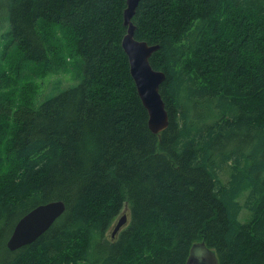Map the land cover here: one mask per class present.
<instances>
[{
	"label": "trees",
	"instance_id": "1",
	"mask_svg": "<svg viewBox=\"0 0 264 264\" xmlns=\"http://www.w3.org/2000/svg\"><path fill=\"white\" fill-rule=\"evenodd\" d=\"M126 8L0 0V63L20 58L0 67V264H187L201 242L218 264H264V0L140 1L135 39L160 46L150 63L166 74L158 135L122 47ZM50 23L76 47L79 83L17 103L25 63L65 68ZM54 201L65 213L10 251L19 220Z\"/></svg>",
	"mask_w": 264,
	"mask_h": 264
},
{
	"label": "water",
	"instance_id": "2",
	"mask_svg": "<svg viewBox=\"0 0 264 264\" xmlns=\"http://www.w3.org/2000/svg\"><path fill=\"white\" fill-rule=\"evenodd\" d=\"M141 0H127L124 12V26L127 34L122 41V47L128 56L130 73L135 82L138 95L149 115V128L158 135L165 131L170 124L166 104L160 93L161 85L166 74L155 70L150 59L159 50V45H149L147 42L135 39L136 26L133 18ZM66 205L63 201L42 204L23 216L15 226L7 247L16 251L34 243L41 235L65 213ZM128 223V216L123 214L116 221L112 236L114 237ZM187 264H218L216 253L201 242L193 245Z\"/></svg>",
	"mask_w": 264,
	"mask_h": 264
},
{
	"label": "rangeland",
	"instance_id": "3",
	"mask_svg": "<svg viewBox=\"0 0 264 264\" xmlns=\"http://www.w3.org/2000/svg\"><path fill=\"white\" fill-rule=\"evenodd\" d=\"M6 27L7 25H5L3 29ZM43 27L45 31H51L55 36V43L53 44V47L54 49L61 50L64 53L60 59L63 65H65V68L61 71H52L51 69L53 66H49L47 64L44 66H33L29 63H25V67L29 68V70L32 69V73L27 80L17 82L16 89L12 92L17 103L22 102L25 95L28 97L29 89L35 85H37L36 94L38 93L36 102L37 105H39L46 99L55 97V95L59 93V90L69 88L79 83V80H77V65L79 64L80 57L76 56V47L71 41L69 34L67 33V29L61 25L53 23H50L49 25L44 24ZM2 45L4 44L1 42L0 52L2 51ZM50 59L51 57L48 56V61ZM19 60L20 58L17 55H12L1 60L0 67L11 75L13 74V68L17 66ZM8 70H11V74ZM241 214H243L242 219H244L245 215L251 216L250 212L246 209H243ZM113 228H111L109 235L112 234Z\"/></svg>",
	"mask_w": 264,
	"mask_h": 264
}]
</instances>
